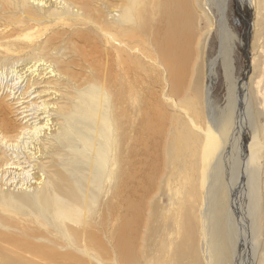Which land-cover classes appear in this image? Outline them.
Returning <instances> with one entry per match:
<instances>
[{"label":"bare ground","instance_id":"1","mask_svg":"<svg viewBox=\"0 0 264 264\" xmlns=\"http://www.w3.org/2000/svg\"><path fill=\"white\" fill-rule=\"evenodd\" d=\"M20 1V24L63 22L70 31L19 55L9 54L10 40L0 55V85L10 82L14 100L8 109L0 101V264H264L257 243L264 235V123L256 122L264 118V0H241L246 28L256 14L255 50L233 35L228 0ZM210 5L220 43L203 63L210 80L223 62L227 100L220 110L202 84L205 66L194 64L195 42L212 28ZM201 20L208 26L200 34ZM237 42L247 64L243 79L233 63ZM251 73L260 81L249 103ZM49 79L71 90L62 106L50 103ZM169 132L167 191L174 181L187 183L179 215L171 209L177 191L168 207L144 208L156 195L154 176L163 169L157 155ZM3 245L9 257L1 256ZM247 245L253 257L238 261Z\"/></svg>","mask_w":264,"mask_h":264},{"label":"rangeland","instance_id":"2","mask_svg":"<svg viewBox=\"0 0 264 264\" xmlns=\"http://www.w3.org/2000/svg\"><path fill=\"white\" fill-rule=\"evenodd\" d=\"M20 2H21L20 0H0V55L2 53H4V54L7 53L6 44L10 40H12V42H11V44H8V45H9L10 49L11 48L12 49H11V52L9 54L18 53V55H19L21 53L26 52L29 49L28 46L31 43L41 41L45 37L50 36V34H52V33L61 34L63 32L70 31L69 26L67 27L65 24H63V22H61V23L48 22V23H44L43 25H40L39 27H34L32 25V23H28L27 25L26 24L25 25L20 24V19L22 17L21 10L19 9V6H18V4H20ZM236 2H239L240 4L236 3ZM243 6L244 5H243V2L241 3V0H230V1L228 0L227 4H226V10H227L226 11V17H227V20L229 23V27L233 31V35L235 33V35H237L239 40H242V39H243V41L245 40L246 43H248L249 45L251 44V49L255 50L256 46H257V42H259V40H258L259 37L257 36V27L254 26V23L256 20L255 19L256 14H254V20H253V15L250 16V19H251L250 26L249 27L247 26V28H246V25H245L246 22L244 21V19L242 17L243 14L241 12L242 9H244ZM47 7H49V5H47ZM208 9H209V11H206V12H208L209 16H211L210 20H211L212 28H211L209 34L203 33L208 25H207L206 20L200 21V26H198V32L200 34L201 33H203V34L195 42V46H194L195 51L199 53L198 54L199 57L196 60L197 62L195 61L194 64H195V66H197L196 68L199 67V69H201L202 64L205 66L204 72H205L206 76L204 77V79H202L203 80L202 84L204 86L208 85V87H210L211 98H212V101L214 104V108H217L218 110H220V109H223L225 107V105H226L225 100H227V86H226V82H225V72H224L223 66H222L223 62L219 61V63L217 64V66L215 68V75L210 80L207 78V69H206L207 61L213 59L216 56V53H217L218 48H219V43H220L219 42V40H220L219 36H220V34L218 31V24H217L218 23L217 19H219V15H218V13H216L217 10L214 6L210 5ZM198 10L202 11L201 8H198ZM244 11L246 12L245 9H244ZM246 14L247 13H245V15ZM67 21L68 20H66L65 23H69ZM212 21H213V23H212ZM45 30H47V31H45ZM195 32H196V29H195ZM196 34L198 37V33H196ZM64 38H65V36H64ZM70 42H71L70 43L71 45H76L74 40H70ZM259 43H260L259 45L263 46V48H264V38L262 40H260ZM237 45H238V48L235 51V54L233 56V59H234L233 63L235 65L237 77L239 79H243V76H245L244 72L247 73V70L244 71V69L247 67L246 66L247 64H246V58H245L244 50L241 47V46H243V42H242V44L240 43V45L237 42ZM249 47H248V50L251 51V49ZM4 50H5V52H4ZM263 55H264V52L262 55H260V59H262V61H264ZM27 57L28 56H26L25 54L20 56V58H22V60H24ZM69 59H70V54H68V59H66V63L68 61H70ZM203 62H206V64ZM261 64H262L261 66H264L263 63H261ZM72 70L75 71L76 69L72 68ZM85 74H87V73L85 72ZM248 76H250V78L252 80V82H251L252 85L250 83H248L246 80L245 83H247V84L245 87H246V92H247V86H249L248 93H251V95H249L250 99H248V102L250 103V101L251 102L255 101L253 99L254 94H255L254 92H256V88H257V85L255 84V82H257L258 80L260 81V79H257L258 78L257 75L252 76V73L248 74ZM47 81H50V83L47 85V89H49V91L51 90L53 93V95L49 96L50 103H54V104H58L59 106H62L66 97L69 96V98H70L72 96V94L70 92L71 90L67 89V87H65V84L60 80L53 82V84H52V80L49 79ZM3 84H4V86L2 84L0 85V101L5 102V105H6L5 107L7 108L8 106H11V105H9L10 102L14 103L13 102L14 100L11 99L9 92H8V90L12 89V86L10 85V82L7 83L4 81ZM10 86H11V88H10ZM5 87H7V88H5ZM42 87H44V85H42ZM14 88H17V87L15 86ZM6 89H8V90H6ZM38 90H39V88H38ZM15 92L17 95L20 94V92L17 91L16 89H15ZM25 92H27V91H25ZM242 93L244 94L243 88H242L241 94ZM44 95L47 96L46 93H44ZM185 95L187 97L184 99L186 101H189V98L191 99L190 92H188V94H184V97H185ZM44 99H47V98L45 97ZM17 101L18 100H15V102H17ZM254 110H255V108H253V111ZM6 112L8 113V115H9L8 117L11 120L18 122L16 117L13 114V110L12 111L9 110V112H8V110H6ZM255 112H254V114L256 116V114H258V112L257 111H255ZM136 114H138V113H136ZM256 117H257L256 122L258 124L264 123L263 115H257ZM133 118H135V115H132V119ZM247 119H249V118H247ZM251 125H253V124H251ZM169 138H170V132H169V135L167 136V143H166L165 152L163 150V151H161V153L159 152L157 155L158 159H160L159 161H162L161 167L163 169H161V170L159 169L158 173L154 176V178H155L154 184L156 183L157 186H156V184L152 186V188L153 187L155 188V189H152V192H154V194H156V195H153L151 197V200L149 198H147L145 200L144 208H147V210H148L150 202H152L155 205V207H159L160 205H162V203H163V205L168 207L170 204L169 200L172 197H174L173 196L174 194H172V193H175V191H177V193H179V194L174 198V200H173L174 203H173V206L171 207V209H172V213H174L175 215H179L181 212H183L187 209V207H186L187 203L185 202L186 197L183 194H180L183 191L181 189V187L187 183L184 179H181L178 182L179 186L174 187V184H176V182L174 181L171 185L172 190L170 189L169 190L170 192L167 191L168 185H167L166 181L168 179H172V178H168L169 177L168 174L170 172L169 165H170V159L171 158L166 156L167 154L168 155L171 154L169 152V150L167 149V147H169V145H170V143L168 142ZM168 143H169V145H168ZM159 156L161 158H159ZM173 173H174V171H173ZM159 174H160V176H159ZM195 180H197V182H198L197 178ZM198 187H199V185L197 186V188ZM155 192H157V193H155ZM151 194H153V193H151ZM189 200L191 202V199H189ZM263 203H264V199L261 202L262 207H263ZM164 207H162V208H164ZM145 212H144V214H147L148 211H145ZM245 212H247V213H245ZM161 214H162V211L160 209L159 216H158L157 220H159ZM249 218L250 217L248 216V208L246 207V208H244V212H243V220L246 222L248 230L250 228V219ZM263 228H264V221H263ZM263 228H262L261 232L263 231ZM141 231L143 232L144 230L142 229ZM263 234H264V232H263ZM246 236H247V238H250L249 233ZM258 239H259L257 242V243H259L258 245L259 246L264 245V244H262V242L264 243V235L260 236ZM138 243L140 244V240L138 241ZM145 245H146L145 242L141 243L140 254L144 252L143 250L145 248ZM2 247H3L4 252H1L2 253L1 256L2 255H5V256L8 255V257H9L10 253H8L6 250L10 249V247H8L6 245H3ZM239 248H240V251L238 252L239 257L237 256L238 261H239V259H241V262L243 261L245 263L246 260L249 261L253 257V251L249 245H247V249H249V248L250 249L245 251V254L241 253V252H243V251H241L242 246H240ZM152 249L153 248H152L151 244L148 243L147 244V252L148 251L152 252ZM246 253H247L248 257L245 256ZM185 261H187V260H185Z\"/></svg>","mask_w":264,"mask_h":264}]
</instances>
